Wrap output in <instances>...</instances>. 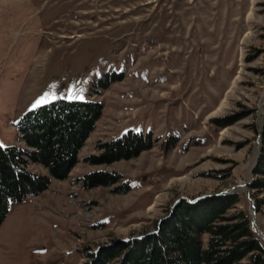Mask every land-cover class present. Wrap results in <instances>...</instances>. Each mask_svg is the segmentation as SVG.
<instances>
[{
    "label": "rangeland",
    "instance_id": "rangeland-1",
    "mask_svg": "<svg viewBox=\"0 0 264 264\" xmlns=\"http://www.w3.org/2000/svg\"><path fill=\"white\" fill-rule=\"evenodd\" d=\"M105 73L123 78L101 88ZM73 88L103 114L67 179L11 205L0 264H90L102 246L157 230L181 199L218 194H238L229 215L246 213L264 245V189L251 186L264 144V0H0V144L26 147L23 114L45 94L81 100ZM129 130L152 132L153 147L86 160ZM97 171L117 181L87 187Z\"/></svg>",
    "mask_w": 264,
    "mask_h": 264
},
{
    "label": "trees",
    "instance_id": "trees-1",
    "mask_svg": "<svg viewBox=\"0 0 264 264\" xmlns=\"http://www.w3.org/2000/svg\"><path fill=\"white\" fill-rule=\"evenodd\" d=\"M122 78V73H105L97 85L107 88L112 81ZM103 110L100 101L60 99L23 114L17 128L19 141L26 147L0 148V226L11 205L40 195L49 188L51 179L68 178ZM169 142V146H174L173 140ZM153 144L152 132L129 130L101 143V153L86 160L106 164L131 159ZM31 164L41 165L47 174L31 170ZM254 173L257 178L251 186L264 189V144ZM83 181L93 188L114 184L117 176L97 171L86 174ZM238 201L236 193L181 199L172 213L158 223L157 230L102 246L90 253V264H240L245 259L248 264H264V245L253 232L246 213L237 211L229 215Z\"/></svg>",
    "mask_w": 264,
    "mask_h": 264
},
{
    "label": "snow or ice",
    "instance_id": "snow-or-ice-1",
    "mask_svg": "<svg viewBox=\"0 0 264 264\" xmlns=\"http://www.w3.org/2000/svg\"><path fill=\"white\" fill-rule=\"evenodd\" d=\"M71 94H72V98L75 99H83V95H76L75 93V89L73 88L72 90H70ZM55 94H45L44 96H42L39 100L36 101V104L33 107H38L41 106L43 104H47L50 102V100L55 99ZM4 147V145L0 144V148Z\"/></svg>",
    "mask_w": 264,
    "mask_h": 264
}]
</instances>
